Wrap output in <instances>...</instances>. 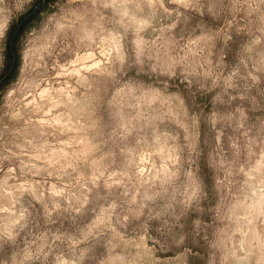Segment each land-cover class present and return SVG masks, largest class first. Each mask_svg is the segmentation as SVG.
I'll use <instances>...</instances> for the list:
<instances>
[{
    "label": "rangeland",
    "instance_id": "1",
    "mask_svg": "<svg viewBox=\"0 0 264 264\" xmlns=\"http://www.w3.org/2000/svg\"><path fill=\"white\" fill-rule=\"evenodd\" d=\"M0 264H264V0H0Z\"/></svg>",
    "mask_w": 264,
    "mask_h": 264
}]
</instances>
